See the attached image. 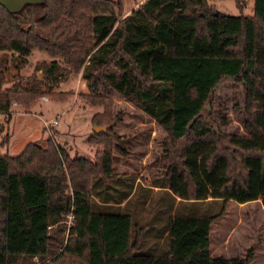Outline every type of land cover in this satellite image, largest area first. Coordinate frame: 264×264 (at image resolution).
<instances>
[{
	"label": "trees",
	"instance_id": "16d2710c",
	"mask_svg": "<svg viewBox=\"0 0 264 264\" xmlns=\"http://www.w3.org/2000/svg\"><path fill=\"white\" fill-rule=\"evenodd\" d=\"M252 8L229 15L208 0H142L127 13L121 0H42L18 11L0 4V51L21 63L34 48L55 57L0 88V111L10 116L13 102L44 93L64 99L54 89L75 72L87 88L81 99L102 108L91 124L106 126L87 136L100 145L93 160L51 139L0 154V264H251L252 248L213 256L210 231L229 200L264 207V0ZM223 81L245 93L241 135L203 117ZM111 90L167 133V167L147 185L114 173ZM155 205L153 217H139ZM146 235L156 237L152 245Z\"/></svg>",
	"mask_w": 264,
	"mask_h": 264
},
{
	"label": "rangeland",
	"instance_id": "374dc122",
	"mask_svg": "<svg viewBox=\"0 0 264 264\" xmlns=\"http://www.w3.org/2000/svg\"><path fill=\"white\" fill-rule=\"evenodd\" d=\"M135 1L142 0H121L122 10L129 12ZM240 1L244 4L242 12L234 0H208L223 13L251 15L253 0ZM4 56L6 61L0 74L1 89L9 87L17 73L23 76L30 75L35 66L41 67L55 58L36 48L31 50L24 63H21L11 51H0V58ZM37 76H43L41 70L37 72ZM54 91L65 93L64 99L56 100L48 93H44L30 102H13L10 116L0 111V142L6 137L9 138L7 145L0 144V154L17 155L29 141L46 145V140L51 139L70 156L81 155L89 160L94 159V152L100 145L90 143L87 136L93 132L91 114L101 111L102 108L87 104L81 99L80 94L87 91V88L79 73L71 72ZM108 96L113 101V113H119V121L114 128L118 137L113 141L114 173L132 174L139 182L147 185L152 177L162 175L167 167V133L142 110L119 97L116 92L111 90ZM43 97L47 100H43ZM244 103L243 89L223 81L213 91L202 114L206 123L215 127L217 131L241 135L245 132ZM53 118L58 120L59 130L56 126L50 127L44 123ZM69 190L68 188L67 192ZM155 190L157 188H153L154 199L161 192ZM157 205L150 211L141 210L139 217L141 219L146 216L153 217ZM201 206L203 209L206 205ZM261 206L260 200L248 201L247 204L229 200L225 211L211 224V254L224 257L243 256L252 248L251 264H264V209ZM154 238L156 237L147 236L144 244L152 245Z\"/></svg>",
	"mask_w": 264,
	"mask_h": 264
},
{
	"label": "water",
	"instance_id": "95a60500",
	"mask_svg": "<svg viewBox=\"0 0 264 264\" xmlns=\"http://www.w3.org/2000/svg\"><path fill=\"white\" fill-rule=\"evenodd\" d=\"M42 0H0V4L10 11H18L27 3L40 2ZM106 126H93V131H105Z\"/></svg>",
	"mask_w": 264,
	"mask_h": 264
},
{
	"label": "built area",
	"instance_id": "2783aa9c",
	"mask_svg": "<svg viewBox=\"0 0 264 264\" xmlns=\"http://www.w3.org/2000/svg\"><path fill=\"white\" fill-rule=\"evenodd\" d=\"M43 99L47 100L46 97H43ZM44 123L46 125L50 126V127H53V126H57L58 125V120L56 118H53L52 120H48L47 122L44 121ZM69 192L71 193V189L69 190ZM74 219H75V216H74V211H73V204L71 202L70 209L64 214L63 220H62V222L66 226V233L69 230L70 226L73 224Z\"/></svg>",
	"mask_w": 264,
	"mask_h": 264
},
{
	"label": "crops",
	"instance_id": "0c3cea01",
	"mask_svg": "<svg viewBox=\"0 0 264 264\" xmlns=\"http://www.w3.org/2000/svg\"><path fill=\"white\" fill-rule=\"evenodd\" d=\"M137 2H139V1H137ZM141 2V1H140ZM135 4H136V1L134 2V5H133V7L135 6ZM132 7V8H133ZM131 8V9H132ZM128 11H126L125 13H127ZM43 99V98H42ZM44 100V99H43ZM17 106V105H16ZM40 113H42V112H40ZM93 114V113H92ZM91 114V115H92ZM56 128H57V130H59V128H58V126H56ZM61 146V145H60ZM24 147V146H23ZM61 147H63V146H61ZM253 201H259V200H253ZM253 201H249V202H253ZM248 202H245V203H238V204H247ZM263 209H264V207L263 206H261Z\"/></svg>",
	"mask_w": 264,
	"mask_h": 264
}]
</instances>
